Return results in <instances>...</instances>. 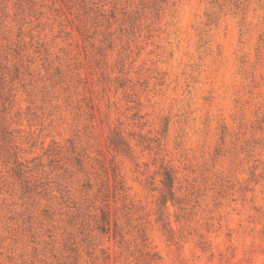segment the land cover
<instances>
[{"label":"clouds","instance_id":"1","mask_svg":"<svg viewBox=\"0 0 264 264\" xmlns=\"http://www.w3.org/2000/svg\"><path fill=\"white\" fill-rule=\"evenodd\" d=\"M0 264H264V0H0Z\"/></svg>","mask_w":264,"mask_h":264}]
</instances>
